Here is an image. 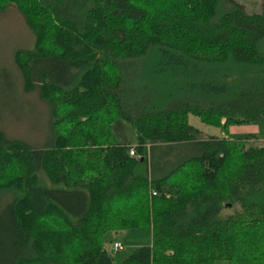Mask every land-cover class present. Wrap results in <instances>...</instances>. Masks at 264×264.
Here are the masks:
<instances>
[{
  "label": "trees",
  "instance_id": "1",
  "mask_svg": "<svg viewBox=\"0 0 264 264\" xmlns=\"http://www.w3.org/2000/svg\"><path fill=\"white\" fill-rule=\"evenodd\" d=\"M8 2L34 37L10 54L16 85L46 127L0 128V264H264V142L186 120L264 118V0ZM141 225L150 243L114 261L105 234Z\"/></svg>",
  "mask_w": 264,
  "mask_h": 264
},
{
  "label": "rangeland",
  "instance_id": "2",
  "mask_svg": "<svg viewBox=\"0 0 264 264\" xmlns=\"http://www.w3.org/2000/svg\"><path fill=\"white\" fill-rule=\"evenodd\" d=\"M243 4L247 12L257 11L260 0H236ZM1 5V4H0ZM0 9V128L4 127L9 136L29 141H38L46 127L43 112V102L28 93L23 97L20 88L16 85L17 72L13 70L10 54L13 49L30 48L34 40L33 33L28 29L21 18L17 7L11 2L1 5ZM187 122L198 130V139H204L207 135H225L226 137L245 138L244 144L259 146L264 142V118L250 123L244 122L241 125L231 123L223 128L222 125H213L203 122L192 113L186 116ZM113 136L120 143H127L130 147L136 144L133 129L128 122L113 118L111 120ZM256 125L257 133L249 132V126ZM128 146V147H129ZM164 152L158 154L161 155ZM175 154V153H174ZM176 155V154H175ZM156 159V157H155ZM150 230L146 225L127 230H116L106 233L104 240L106 246L112 242L121 243V248L110 250L114 261L124 258L133 247L142 244H149ZM108 242V243H107ZM111 242V243H109ZM108 248V246H107ZM214 264H224V261H217Z\"/></svg>",
  "mask_w": 264,
  "mask_h": 264
},
{
  "label": "built area",
  "instance_id": "3",
  "mask_svg": "<svg viewBox=\"0 0 264 264\" xmlns=\"http://www.w3.org/2000/svg\"><path fill=\"white\" fill-rule=\"evenodd\" d=\"M128 154L132 157H138V155L135 153V150L132 149V147H128ZM112 250L115 251V249L121 248V243H119L118 241L112 242Z\"/></svg>",
  "mask_w": 264,
  "mask_h": 264
},
{
  "label": "crops",
  "instance_id": "4",
  "mask_svg": "<svg viewBox=\"0 0 264 264\" xmlns=\"http://www.w3.org/2000/svg\"><path fill=\"white\" fill-rule=\"evenodd\" d=\"M255 127H256V125L251 126V127L249 126V130H250L249 132H251L252 134H253V133L256 134V133H257V130H255V129H256ZM224 137H226V136L224 135ZM263 140H264V139H263Z\"/></svg>",
  "mask_w": 264,
  "mask_h": 264
}]
</instances>
